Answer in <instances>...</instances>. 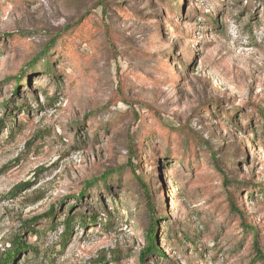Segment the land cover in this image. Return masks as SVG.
<instances>
[{"label": "rangeland", "instance_id": "rangeland-1", "mask_svg": "<svg viewBox=\"0 0 264 264\" xmlns=\"http://www.w3.org/2000/svg\"><path fill=\"white\" fill-rule=\"evenodd\" d=\"M263 117L264 0H0V261L263 264Z\"/></svg>", "mask_w": 264, "mask_h": 264}, {"label": "trees", "instance_id": "trees-1", "mask_svg": "<svg viewBox=\"0 0 264 264\" xmlns=\"http://www.w3.org/2000/svg\"><path fill=\"white\" fill-rule=\"evenodd\" d=\"M46 53L42 54L45 55ZM44 69L49 70L50 66L49 64H46ZM18 83V82H17ZM17 83L15 85V90L17 88ZM118 101H122L125 102V98L123 96L122 90L121 88L118 89V91H116L114 93V96L112 97V99L110 100V102H118ZM27 113L26 109H23V113ZM28 114V113H27ZM264 118V117H263ZM130 152H133V149H130ZM133 155L130 154V157L134 156V153H132ZM107 175V173L104 175V177ZM135 176V175H134ZM104 180V179H103ZM104 182V181H103ZM138 185H139V189L140 191L143 193V196L145 198L144 201V206L146 208V210L148 211L149 214L153 213L155 207H154V203L152 201V194L149 188V185L147 183H144L143 181H141L138 178ZM90 186V185H89ZM82 196H77L75 197L77 202H80ZM235 212L240 215L243 219L242 213L240 214L238 212V210H235ZM52 212H50L49 214H47L48 218H51L52 220ZM77 218V214H68V216H66V218L62 221V232L60 233V240L55 244L57 247H59V252L62 253L64 252V250L67 247V243L70 237V233L72 231V227L75 224V219ZM97 218H91V220L89 221L90 224H95L97 223ZM80 228H85L86 227V223H80ZM54 226V223H50V228H52ZM55 228V227H53ZM246 229H250L252 230V236H253V241H254V246H255V260L260 261L261 263L264 264V253L259 251L258 248V242H257V235L256 232L253 231V229H251L250 227H248V225H245ZM157 225H156V218L154 219L153 216L150 218V223L148 226V230H147V234H146V239H147V244L145 249L141 252L140 254V260L143 261L144 258L146 257H150L153 254H159L160 252L158 251V248L156 246V240H157ZM30 232H32L31 234L35 237V240H40L41 235H40V230L39 229H32ZM40 250L38 247V243L34 244V245H26L23 242H19L18 244H16V246L10 250L4 257L3 260L0 261V264H17V261L21 258V257H26L28 258V260L25 262V264H30L34 261H37L39 259V254ZM21 256V257H20ZM98 262L103 263V260H99Z\"/></svg>", "mask_w": 264, "mask_h": 264}, {"label": "water", "instance_id": "water-1", "mask_svg": "<svg viewBox=\"0 0 264 264\" xmlns=\"http://www.w3.org/2000/svg\"><path fill=\"white\" fill-rule=\"evenodd\" d=\"M21 257V256H20Z\"/></svg>", "mask_w": 264, "mask_h": 264}]
</instances>
